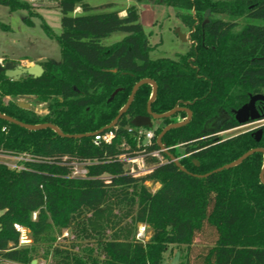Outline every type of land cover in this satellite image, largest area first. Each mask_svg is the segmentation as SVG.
I'll list each match as a JSON object with an SVG mask.
<instances>
[{"label": "trees", "instance_id": "1", "mask_svg": "<svg viewBox=\"0 0 264 264\" xmlns=\"http://www.w3.org/2000/svg\"><path fill=\"white\" fill-rule=\"evenodd\" d=\"M149 1L172 8L192 30L186 54L152 60L135 6L121 17L118 11L88 14L95 8L59 0L60 34L44 22L42 30L57 43L60 63L43 64L39 78L14 81L0 73V114L28 125L51 124L64 135H83L64 138L50 129L28 131L0 119V152L33 158L21 171L0 163V262L29 264L38 258L37 245L45 244L44 257L50 255L52 264H161L173 245L184 251L181 264H264V156L254 153L234 168L212 173L264 147V135L255 139L257 129L219 137L240 127L234 111L250 96L264 94V0ZM0 5L36 15L22 0H0ZM76 8L81 14H74ZM238 20H243L239 29ZM115 32L126 36L101 45ZM143 79L157 85L154 114L176 107L191 112L187 124L161 139L165 148H183L187 156L179 163L186 172L164 153L166 162L160 165L154 157L145 159L157 166L141 177L126 174L118 160L121 154L158 151L162 130L187 118L178 111L161 120L151 143L137 147L138 129L131 121L147 115L152 87L146 84L115 127L105 129ZM24 97L46 104L47 114L20 108L17 101ZM109 131L114 133L110 145L85 136ZM176 149L170 153L178 158ZM74 162L88 163L86 179L70 177ZM145 182L159 188L152 193ZM15 224L29 231L30 247L17 248ZM140 225L151 234L147 240L138 237ZM64 230L85 244L81 253L74 251L76 243L53 246Z\"/></svg>", "mask_w": 264, "mask_h": 264}, {"label": "rangeland", "instance_id": "2", "mask_svg": "<svg viewBox=\"0 0 264 264\" xmlns=\"http://www.w3.org/2000/svg\"><path fill=\"white\" fill-rule=\"evenodd\" d=\"M26 2L36 13L31 15L26 10H17L9 12L8 8L0 5V25L9 27V30L0 28V56H6L10 62L19 64L23 61H29L23 67H30L40 59H46L55 65L60 63V52L55 41L50 40L42 30V23L48 25L55 35L61 32L60 27V11L57 7L59 0H22ZM81 3L87 4L95 8L88 14H99L111 11L126 10L135 6L139 14V22L143 27L144 34L148 37L149 44L152 47L150 58L152 60L158 58L177 59L179 56L186 54L193 43L191 39L192 30L186 27L183 22L175 16L172 8L163 5H156L149 0H143L138 3L136 0H80ZM123 17V16H121ZM243 24V20H238L237 29ZM126 36L123 32H115L100 43L103 46L113 45ZM2 60V59H1ZM2 64H4L2 60ZM55 75L59 72L56 70ZM17 103L26 104L28 109L37 114L45 115L46 104L39 103L34 97H24L18 99ZM260 124H249L236 128L229 132L219 134L221 138L230 137L239 132H245L256 129ZM161 121H154L151 130L162 127ZM179 157L183 155V148L176 149ZM1 161L8 162L11 166L23 167V161L11 162L10 159ZM11 169V168H10ZM17 171V170H16ZM146 186L154 193L158 188V184L146 183ZM138 236L143 240H147L151 235L150 232L144 230V226L140 225ZM198 241V239L196 240ZM71 243L79 245L75 248V252L81 253V249L85 244L75 242L73 236L64 230L62 235L56 238L53 246L68 248ZM198 243V242H196ZM47 245H37L38 258L43 259L46 264H52V257H44ZM184 251L182 247L168 246L163 255L161 264H181L183 262ZM0 264H15L8 261L0 262Z\"/></svg>", "mask_w": 264, "mask_h": 264}, {"label": "water", "instance_id": "3", "mask_svg": "<svg viewBox=\"0 0 264 264\" xmlns=\"http://www.w3.org/2000/svg\"><path fill=\"white\" fill-rule=\"evenodd\" d=\"M206 22H208V21L205 20L204 23H206ZM47 62H48V60H46V59H40L30 67H23L20 64H14L13 62H6L4 64H0V73H4L5 77L12 79L14 81H17L20 78H24L26 76H30L33 78H39L42 76V74L44 72L42 65L47 63ZM146 84H148L152 87V94H151V97H150V99L147 103V106H146L147 115L135 117L131 121V125L136 129H151L154 121H161L165 118L171 117L172 115H174L178 111H185L187 113L186 120L184 122L171 124V125L165 127L162 130V132L157 136L156 143H157L159 149H161L164 152V154L168 157V159L171 162H173L181 171L186 172L185 169L180 165L179 160L177 158H175L169 151L166 150L164 145L161 143V139L164 136V134L166 132H168L169 130L175 129V128H178L180 126L187 124L189 122V120L191 119V112L188 109L176 107L172 111L165 113V114H161V115L154 114L151 111V105L157 96V85L155 84L154 81H152L150 79H143V80H140L139 82H137L133 86L132 91L129 95V98H128L126 104L120 109V111L118 112L115 119L105 129H111V128L115 127L116 123L121 118V116H123L127 112V110L130 107L138 89L141 86L146 85ZM119 90L120 89L113 92L109 101L113 99V97L117 94V92H119ZM258 102L264 103V94H255V95L250 96L249 101L246 104H244L238 110L234 111L235 120L240 125V127L264 121V108L262 109V111H260L256 106V104ZM18 106L20 108H23V109L29 108L28 105L21 104V103H18ZM0 119L4 120L6 122H9L11 124H14L16 126H19V127L26 129L28 131H38V130L50 129L53 132H55L58 136L64 137V138H77L78 139V138H81L83 136V135H73V136L64 135L54 125H51V124L28 125V124H24L22 122H19L15 119L8 117L6 115H3V114H0ZM263 134H264L263 129H259L256 132V141L257 142L260 141ZM94 135L95 134H87L85 136L93 137ZM254 153H261L264 156V148L251 149V150L247 151L246 153H244L237 160H235V161L231 162L230 164H227V165H225L219 169H216L212 173H217V172H220L223 170L234 168V167L240 165L244 160H246L249 156H251ZM212 173L206 174L204 176H199V177H206ZM260 180L264 184V166L260 172Z\"/></svg>", "mask_w": 264, "mask_h": 264}, {"label": "built area", "instance_id": "4", "mask_svg": "<svg viewBox=\"0 0 264 264\" xmlns=\"http://www.w3.org/2000/svg\"><path fill=\"white\" fill-rule=\"evenodd\" d=\"M0 64H2L1 59H0ZM46 114H47V108L45 109V115ZM37 115L44 116L41 114H37ZM137 132H138L137 133V135H138L137 136V147H139L140 144H143L144 146H148L153 139L152 130L138 129ZM93 138H94L93 139L94 144H98L100 142H103L104 144L110 145L114 139V133L111 131L105 132V133L99 132V133H96L93 136ZM178 147H180V146L169 147V148H166V150L170 152V150H172L174 148H178ZM161 153H164L161 149H159L158 151H153V152H149V153H144V150H143L142 153H140L136 156H133V157L132 156L130 157L127 154H121L118 156V160L121 161L122 163H124V169L126 171V174L131 175L133 177H141V176H145V175L149 174L150 172H152L153 169L157 166V164L148 165L146 163V160H145L147 157L156 158L159 162V165L166 162V160L163 158ZM186 156L187 155H184L182 157H178L177 159L180 160L181 158H184ZM3 159H7V160L10 159L11 162L23 161V164L33 160L32 156L27 155V154H15V153H8V152H0V163L4 164L8 169L11 168V170H17V171L24 170L25 166L17 167V165H15V164L14 165L11 164V166H10V164L8 162L1 161ZM87 165H88V163H84V162L72 163V165H71L72 172H71L70 177L72 179H86L87 178V170H86ZM146 183H148V182H145V185H146ZM35 217H36V214L34 213L33 219H35ZM14 229L19 234L17 248H28V247H30L32 245V241L29 237V231L27 229H25L24 227L17 225V224L14 225ZM29 264H46V262L43 259H34Z\"/></svg>", "mask_w": 264, "mask_h": 264}, {"label": "crops", "instance_id": "5", "mask_svg": "<svg viewBox=\"0 0 264 264\" xmlns=\"http://www.w3.org/2000/svg\"><path fill=\"white\" fill-rule=\"evenodd\" d=\"M118 12H119L120 16H125V10H121V11H118ZM74 14H81V9L80 8H76L75 11H74ZM4 58L8 59L6 56H0V59H4ZM10 61L11 60L8 59V62H10ZM28 63H29V61H23V62H20L19 64L20 65H24V64H28ZM7 100H8V98H7Z\"/></svg>", "mask_w": 264, "mask_h": 264}, {"label": "flooded vegetation", "instance_id": "6", "mask_svg": "<svg viewBox=\"0 0 264 264\" xmlns=\"http://www.w3.org/2000/svg\"><path fill=\"white\" fill-rule=\"evenodd\" d=\"M193 44V43H192ZM256 106H257V108L260 110V111H262V109L264 108V103H261V102H258L257 104H256ZM253 124H260L256 129H257V131L259 130V129H263L264 130V121H262V122H259V123H253ZM243 127V126H242ZM264 135V134H263ZM256 136V135H255ZM262 138V137H261ZM256 139V138H255ZM261 140V139H260ZM264 148V147H263Z\"/></svg>", "mask_w": 264, "mask_h": 264}]
</instances>
